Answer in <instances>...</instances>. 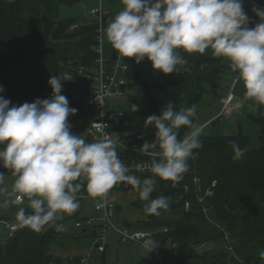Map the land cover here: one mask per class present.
I'll list each match as a JSON object with an SVG mask.
<instances>
[{
	"label": "trees",
	"instance_id": "16d2710c",
	"mask_svg": "<svg viewBox=\"0 0 264 264\" xmlns=\"http://www.w3.org/2000/svg\"><path fill=\"white\" fill-rule=\"evenodd\" d=\"M83 1L13 0L0 3V81L5 89L2 95L10 99L12 105L50 98L52 89L48 80L59 75L63 86L61 94L68 99L70 107L78 109L68 118H82L91 112L88 109L91 82L86 74L94 73L98 66L99 21L91 14L60 21L62 5L72 7ZM66 23L69 30L74 24L78 25L71 30L73 35L61 40L52 39L54 31ZM108 23L104 15V30ZM178 51L188 61L190 72L181 70L164 74L154 70L147 60L150 72L156 76H145L136 62L131 61L129 65L128 79L147 89L149 85L153 86L161 93L159 98L149 96L150 105L146 110H124V129L140 136L139 147L146 140L154 139V126L145 127L148 116L160 115L167 103H172L176 110L193 104L197 106L207 92L205 83L219 86L229 69L225 59L213 57L210 49L205 54ZM107 66L111 68L110 63ZM65 74L72 79L63 80ZM197 118L198 114L194 122ZM253 119L261 129L259 147L249 149L250 137L242 130L233 135L201 134L203 147L195 150L198 155L189 159V171L176 186L156 178L151 199L161 195L169 197V208L160 210L158 216L148 215L146 220L126 222V225L135 230H155L154 239L160 250L170 249L174 264H264L260 256L264 252L263 110L257 109ZM188 131L182 126L180 138ZM230 141H236L244 150L241 160L232 159L234 153ZM5 146L0 145V150ZM122 157L119 154V158ZM0 172L12 174L2 166ZM83 192L87 193L85 188ZM3 194L0 191V197ZM146 203L137 202L142 208ZM19 205L26 214L31 213L27 201ZM0 220L19 224L17 216L5 215L1 208ZM57 223H63V220ZM91 230L81 232L80 237ZM70 236L79 237L77 234ZM62 237V232H57L53 226H46L41 232L20 226L9 239L0 230V264H79L83 257L55 255L54 247ZM208 243L214 247L199 250Z\"/></svg>",
	"mask_w": 264,
	"mask_h": 264
},
{
	"label": "clouds",
	"instance_id": "9594fccd",
	"mask_svg": "<svg viewBox=\"0 0 264 264\" xmlns=\"http://www.w3.org/2000/svg\"><path fill=\"white\" fill-rule=\"evenodd\" d=\"M123 8L105 29L107 41L118 58L147 59L154 70L164 74L191 71L188 61L178 50L188 54H205L209 49L215 58L229 62L232 72L243 82L244 98L264 110V8L253 7L259 17L255 27H248L250 18L243 9V0H121ZM72 79L65 74L63 80ZM62 79L51 76L50 98H36L20 106L0 95V166L15 177L12 185L13 204H24L17 213L21 227L41 232L52 225L57 232L65 230V215L79 208L78 193L86 189L89 197L98 199L97 208L107 203V194L118 183L131 185L138 193L146 214L160 215L168 209L170 198L158 196L156 178L178 182L189 171V159L203 147L200 140L203 126L194 124L197 106L175 109L167 103L160 115L145 119V127L154 126V139L140 149L153 157L152 175L141 180L129 175L117 153L118 142L105 136L87 142L73 134L68 122L78 109L70 107L61 94ZM5 91L0 85V93ZM11 105V106H10ZM136 112L138 105H131ZM96 126V123H93ZM187 127L183 138L181 127ZM233 160H241L244 150L230 141ZM4 181L0 172V184ZM3 191V189H0ZM143 247L152 251L157 246L151 239ZM264 259V252L260 253ZM83 264V262H82Z\"/></svg>",
	"mask_w": 264,
	"mask_h": 264
},
{
	"label": "rangeland",
	"instance_id": "374dc122",
	"mask_svg": "<svg viewBox=\"0 0 264 264\" xmlns=\"http://www.w3.org/2000/svg\"><path fill=\"white\" fill-rule=\"evenodd\" d=\"M101 2L102 0H85L72 7L62 5L60 8V21L75 18L89 9L91 4L100 5ZM104 41L107 43L106 35ZM141 69L143 72L149 71L147 59L144 60ZM205 86L207 92L201 102L197 105L198 118L194 124L201 125L204 121L211 120L203 127L201 134L208 136H215L218 134L233 135L242 130L250 137L249 149L259 147L261 129L253 119V117L257 115V108L253 101L244 98L245 88L243 82L239 79L238 82L233 84V76L227 69L223 74L219 86L215 87L210 82L205 83ZM123 93V96L118 97L116 100H110L109 103L114 107L118 106L126 110H130V106L135 104L138 105L139 110H146L150 105V95L158 98L161 97V93L155 87L149 85L147 89L143 86L134 84L131 80L129 85L124 88ZM230 93H233L235 96V101L233 103L235 107L234 113L228 117H221L220 119H218L220 115L213 118L222 107L221 99L227 97ZM2 94L3 93H0V95ZM239 102L242 104V107L237 110L236 105ZM91 113L92 112H89L84 116L82 121L83 128L86 127V122L90 121L92 116ZM215 119L218 120L213 123ZM68 122L70 124V121ZM70 125V131L73 134H76V129L72 127V124ZM3 175L4 181L1 184V189H3L2 192L4 194L1 196L0 207L2 208L3 214L16 217L20 205L11 203L13 196L6 195V193L12 191L15 177L12 174ZM96 200L97 199L90 197L84 201H79V208L72 215L64 216L63 224L65 225V230L62 231L63 237L70 239L73 238L70 235L77 234L79 237L76 239H83L86 237L97 238L96 235L98 236L100 234L99 228H94L85 236L80 237V234L81 232H84V229L76 227V221L79 215H82V213L86 214L94 212ZM140 200L139 193L135 189L114 194V201L117 204H122V209L117 210V218L115 219L117 226L122 223L126 225V222L131 221L132 218H143L149 215L146 214L145 208L138 206L137 202ZM189 206L187 208H189ZM50 226L52 225H48V227ZM105 243L106 251L102 252L95 248L93 255L88 256L84 264H174L170 249L160 250L155 239H153V243L157 247L148 252V249L142 246L143 243L134 241L123 242L120 240V235L115 229H109L105 235ZM213 247L214 244L208 243L199 250L212 249Z\"/></svg>",
	"mask_w": 264,
	"mask_h": 264
},
{
	"label": "built area",
	"instance_id": "2783aa9c",
	"mask_svg": "<svg viewBox=\"0 0 264 264\" xmlns=\"http://www.w3.org/2000/svg\"><path fill=\"white\" fill-rule=\"evenodd\" d=\"M13 0H0L2 2H12ZM254 7L264 8V0L256 2ZM90 14L97 18L100 24L98 40L100 41L99 52L100 56L97 59V69L94 73L86 74V78L91 82V93L88 97V104L92 105L91 108V121L89 126L83 130L81 133L76 135H82V137L87 142H93L94 139H102L105 136L114 139L118 142L117 153L118 156L123 155L120 158L121 162L128 167L129 175H135L136 177L143 180L144 177L152 175L149 170V166L152 163L153 157L145 154L141 151L137 144V140L140 136H135L134 134L126 131L124 126L126 121L124 119V110H115L110 107L109 101L113 98L123 96V90L129 85L126 73L129 70L127 64H123L119 59L111 63V68H108L107 61L103 55L102 42H103V18L104 12L101 6L93 8ZM78 28L77 24L71 26L70 30ZM229 70L233 76V84L238 82V74ZM84 71V68L81 70ZM235 101V96L230 93L223 101V108L220 113V117H228L234 113L235 107L233 105ZM124 120V124L121 123ZM96 123V126H93ZM195 182L198 181L197 178L194 179ZM172 185L176 186L178 182L167 181ZM78 193V199H88L90 198L87 193ZM134 189L131 185L126 183H118L115 185L110 192L107 194V203L103 207L97 208V203L100 202L98 199L94 205V210L99 214L98 217L84 216L80 217L76 221L77 228L83 229H93L96 226L100 229V235L96 238V247L99 251L105 252L106 243L105 235L109 229H118L120 232V240L123 242H140L143 243L146 239L155 238L156 231L153 229H139L133 230L128 227L118 228L115 223V218L117 216V204L111 199V195L115 191H124ZM13 196L12 191L9 193ZM1 205V197H0ZM189 204H187V207ZM3 225V235L7 239L12 238L15 233L20 229L19 224L16 221L0 220ZM87 257H83L79 264L85 263Z\"/></svg>",
	"mask_w": 264,
	"mask_h": 264
},
{
	"label": "crops",
	"instance_id": "0c3cea01",
	"mask_svg": "<svg viewBox=\"0 0 264 264\" xmlns=\"http://www.w3.org/2000/svg\"><path fill=\"white\" fill-rule=\"evenodd\" d=\"M87 1V0H86ZM89 1V0H88ZM259 1H262V0H243V9L244 11L246 12V14L249 16L250 18V21H249V24H248V27L252 28V27H255V24L259 22V17L256 16V14L252 11L253 7L255 6V3L256 2H259ZM84 2V1H83ZM85 6V4H84ZM91 7H89V9H87L83 14H86V15H90V11L93 9V8H96L98 6H101L102 7V10L104 12V15L107 17L108 21L110 22L114 16L122 10L123 8V5L121 3V0H102L101 4L100 5H96V4H91L90 5ZM92 16V15H90ZM104 37H105V30L103 32V42H102V50H103V55L106 59L107 62H110L111 63L118 58V53L116 52V50H114L111 45L109 44V42L107 41V43H105L104 41ZM119 61L123 64H127L128 66L130 65L131 61H134L135 62V59L134 58H128V57H125L123 59H119ZM225 62L227 63L226 59H225ZM144 64V61L140 62L138 64V67L139 69L141 70V72L145 75V76H156V74L154 73H151L150 70L147 71V72H143L142 71V65ZM229 65V62L228 64ZM228 72H230V70L228 69ZM231 73V72H230ZM232 75V74H231ZM126 77H127V73H126ZM128 79V78H127ZM128 82L130 83V79H128ZM118 97L116 98H113L112 100H116ZM222 98V97H221ZM226 97L222 98L221 99V104H222V107L221 109L218 111V113L213 117L215 118L216 116L220 115L221 111H222V108H223V101L225 100ZM110 107L112 109H115V110H126V109H122L118 106L114 107L111 105L110 103ZM242 107V104L239 102L237 105H236V109L239 110L241 109ZM92 112V111H91ZM83 118H78V119H71V118H68V121H70V124H72V127H74L76 129V134H79L81 133L83 130H85L87 128V126H89L90 124V121L86 122V127H82L83 124H82V121H83ZM221 118V117H219ZM211 119L209 120H206L204 121L200 126H205L207 123L210 122ZM215 123V122H213ZM133 189H130L129 191H131ZM124 191H127V190H124ZM119 192H122V191H115L112 196H111V199H113L114 201V194L115 193H119ZM10 192L6 193V195H10L9 194ZM12 196V195H10ZM14 198L12 197V200ZM115 202V201H114ZM116 203V202H115ZM117 204V203H116ZM17 205V204H16ZM1 208V207H0ZM2 209V208H1ZM119 209H122V204H117V210ZM81 213V212H80ZM79 214V213H78ZM98 213L94 210V212H90V213H82V215H79V217H84V216H93V217H98ZM148 217L145 216L143 218H132L131 221L129 222H137V221H142V220H146ZM77 218V219H78ZM117 218V216H116ZM115 218V219H116ZM118 228H122V227H128L127 225H125L124 223L122 224H119L117 226ZM129 228V227H128ZM3 225L0 223V230H1V234H3ZM119 235H120V232L118 229H115ZM134 230V229H133ZM96 248V239L92 238V237H86V238H83V239H76V238H70V239H67L65 237H62V238H59L58 239V244L54 247V253L55 255L57 256H60V257H69V258H72V257H88L90 255H93L94 253V250ZM106 251V250H105Z\"/></svg>",
	"mask_w": 264,
	"mask_h": 264
},
{
	"label": "water",
	"instance_id": "95a60500",
	"mask_svg": "<svg viewBox=\"0 0 264 264\" xmlns=\"http://www.w3.org/2000/svg\"><path fill=\"white\" fill-rule=\"evenodd\" d=\"M73 32L71 30H69V24L66 23L64 24L62 27L58 28L57 30L54 31V33L52 34V39L54 40H61L63 38L72 36ZM111 64V61L108 62ZM77 64V63H76ZM92 105L88 104V109H91ZM121 123L124 124V120H121ZM163 180V179H161ZM164 181H171V180H164ZM84 232H87L88 229H84ZM99 245V243L96 244V247Z\"/></svg>",
	"mask_w": 264,
	"mask_h": 264
}]
</instances>
